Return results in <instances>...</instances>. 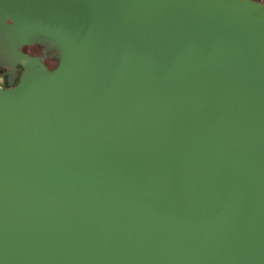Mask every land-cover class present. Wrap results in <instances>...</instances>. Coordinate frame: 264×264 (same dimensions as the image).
Here are the masks:
<instances>
[{"label":"water","instance_id":"95a60500","mask_svg":"<svg viewBox=\"0 0 264 264\" xmlns=\"http://www.w3.org/2000/svg\"><path fill=\"white\" fill-rule=\"evenodd\" d=\"M4 58L0 264H264V3L0 0Z\"/></svg>","mask_w":264,"mask_h":264},{"label":"flooded vegetation","instance_id":"af4514ba","mask_svg":"<svg viewBox=\"0 0 264 264\" xmlns=\"http://www.w3.org/2000/svg\"><path fill=\"white\" fill-rule=\"evenodd\" d=\"M260 1L264 3V1ZM22 50L29 55L40 56L50 69L57 64L56 51L53 49H48L44 45H24ZM1 61L4 63H0V78L2 79L1 86L10 87L11 85H16L20 80L21 73L23 72L22 62L19 60L16 61V59L13 58H4ZM8 62H15L14 70L8 65Z\"/></svg>","mask_w":264,"mask_h":264},{"label":"built area","instance_id":"2783aa9c","mask_svg":"<svg viewBox=\"0 0 264 264\" xmlns=\"http://www.w3.org/2000/svg\"><path fill=\"white\" fill-rule=\"evenodd\" d=\"M2 79L0 78V85H1Z\"/></svg>","mask_w":264,"mask_h":264},{"label":"rangeland","instance_id":"374dc122","mask_svg":"<svg viewBox=\"0 0 264 264\" xmlns=\"http://www.w3.org/2000/svg\"><path fill=\"white\" fill-rule=\"evenodd\" d=\"M262 1H264V0H262Z\"/></svg>","mask_w":264,"mask_h":264}]
</instances>
